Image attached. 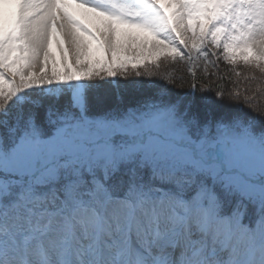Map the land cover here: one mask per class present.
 I'll return each mask as SVG.
<instances>
[{"label": "snow or ice", "instance_id": "1", "mask_svg": "<svg viewBox=\"0 0 264 264\" xmlns=\"http://www.w3.org/2000/svg\"><path fill=\"white\" fill-rule=\"evenodd\" d=\"M0 264H264V0H0Z\"/></svg>", "mask_w": 264, "mask_h": 264}, {"label": "rangeland", "instance_id": "2", "mask_svg": "<svg viewBox=\"0 0 264 264\" xmlns=\"http://www.w3.org/2000/svg\"><path fill=\"white\" fill-rule=\"evenodd\" d=\"M53 50L55 51V48ZM69 55L71 56V53ZM57 57L59 58V53H57Z\"/></svg>", "mask_w": 264, "mask_h": 264}]
</instances>
